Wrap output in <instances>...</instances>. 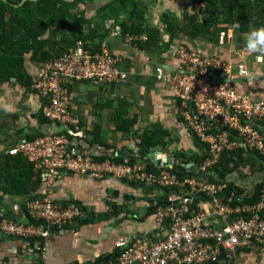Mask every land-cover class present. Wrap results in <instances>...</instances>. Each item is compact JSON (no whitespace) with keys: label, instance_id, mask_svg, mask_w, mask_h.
Listing matches in <instances>:
<instances>
[{"label":"crops","instance_id":"obj_1","mask_svg":"<svg viewBox=\"0 0 264 264\" xmlns=\"http://www.w3.org/2000/svg\"><path fill=\"white\" fill-rule=\"evenodd\" d=\"M154 1L152 10L146 14L148 24L162 32L154 44L142 46L148 40L146 32L124 35L120 19L108 21L105 28L95 30L85 41L91 50L107 48L120 57V69L126 79L115 84L86 82L71 87L70 111L79 119L83 130V136L73 141L81 150L93 152L99 161L140 162L150 171H153L151 165L169 170L183 161L187 163L186 169L195 173L186 177L208 180L204 173H199L208 157L207 147L198 142L185 124L173 87L158 76L188 72L175 50L184 46L229 63L235 90L264 101V58L258 60L257 54L244 48L249 28L264 25V9L261 15L254 16V21L241 25L236 20L235 27H231L232 23L225 26L224 31L229 35L220 44L217 38L212 40L203 34L177 33L172 37L164 28L165 13L169 10L170 15L174 13L183 19L188 2ZM50 34L47 30L38 38L43 41V51L48 48L45 45L48 39H53L48 37ZM67 39L70 40L68 36L56 38L62 44ZM236 52L242 54L241 60L250 73L248 78L236 75L235 66L239 62ZM22 58L18 69L9 67L16 74H10L8 79L0 78V218L30 223L27 202L48 195L55 203L81 207L82 214L72 224L51 229L44 255L38 251V238L24 240L0 235V264H110L117 253L119 238L146 235L156 241L162 237L167 225L158 223L156 218L158 210L167 206L174 193L169 189L141 180L93 178L69 172H61L50 187L35 174L24 156L10 154L23 140L55 130L41 113L48 100L31 88L44 61L35 58L32 49ZM56 131L64 132L59 126ZM242 170L246 174L249 171L245 167ZM234 176L245 194L251 193L255 181L264 179V173L244 180ZM202 200L194 205V212H212L211 202ZM227 260L229 264H264V249L254 243L228 253Z\"/></svg>","mask_w":264,"mask_h":264},{"label":"built area","instance_id":"obj_2","mask_svg":"<svg viewBox=\"0 0 264 264\" xmlns=\"http://www.w3.org/2000/svg\"><path fill=\"white\" fill-rule=\"evenodd\" d=\"M228 35L222 31L218 42L223 44ZM175 50L188 72L160 74L158 78L173 87L185 124L207 147L208 157L200 166L201 172H213L226 151L245 149L264 156V101L238 93L229 81L234 77L231 65L219 57L184 46ZM235 56L239 60L236 75L248 78L250 73L241 60V52ZM121 62L109 49L94 51L81 40L61 56L42 62L31 88L48 100L41 113L55 130L23 140L10 154L24 156L35 174L50 187L61 172H69L93 178L141 180L174 192L167 206L157 212V222L167 225L165 234L156 241L142 236L119 238L110 264H229L228 253L254 243L264 249V184L256 201L230 205V198L223 201L224 184L192 177L182 179L168 169L150 171L140 162L99 161L93 152L75 144L73 139L81 138L83 130L70 111L71 87L86 82L108 85L125 81ZM211 73L223 74L228 81L214 82L209 77ZM255 121L261 122L259 129L255 128ZM56 126L64 132H57ZM197 198L211 202L213 211L195 213L192 205ZM27 212L34 222L1 217L0 233L24 240L38 238V251L44 255L51 229L72 224L82 209L75 204L55 203L48 195L29 200Z\"/></svg>","mask_w":264,"mask_h":264},{"label":"trees","instance_id":"obj_3","mask_svg":"<svg viewBox=\"0 0 264 264\" xmlns=\"http://www.w3.org/2000/svg\"><path fill=\"white\" fill-rule=\"evenodd\" d=\"M22 0H0V78L8 79L10 74H16L10 70L9 67L18 69L21 66L23 55L30 49L34 51L35 58H42L41 61H48L55 57H59L66 52L68 47L74 45L75 41H88L91 34L95 30L106 27V23L112 19H119L125 13L129 21L121 22L122 33L124 35H140L142 33L148 34V40L142 46L152 45L155 40L158 41L161 30L158 27L150 26L147 22L145 11L141 15H137L141 7L134 6L130 9L129 3L131 0H110L96 9L99 19H90L83 13L80 19L77 18V13L73 10L77 5L89 4L88 0H26L21 4ZM198 1V0H197ZM208 10L201 9L204 14L202 19L195 16L184 15V18L177 17L174 13H165L164 28L171 32L172 37L175 34L188 33L192 36L205 35L211 37L212 40L216 38L219 40L221 31L224 27H220V16L222 21L226 24H231L238 21L241 25L254 21L255 17L261 15L264 9V0H208ZM76 15H75V14ZM72 20L80 24L95 23V28L85 33L83 29L80 31H71ZM82 21V22H80ZM65 28L70 40H65L64 44L58 40L50 41V45L43 51V41L38 38L47 30L52 34L56 33V29ZM47 47V46H46ZM42 52V53H41ZM40 54V56H39ZM10 70L8 74H4ZM20 70V69H19ZM4 76V78H3ZM261 122L256 121L254 126L259 129ZM31 139V138H30ZM262 160L257 161L253 156L248 155L245 149H235L223 153L221 160L214 166L212 172L205 173V178L209 181L224 184L223 201L230 205L241 203H250L257 200L259 190L264 184V179H259L254 182L251 193L245 194L242 188L236 184L237 175L239 180H244L251 175H261L264 173V156L258 154ZM20 155V154H19ZM120 161V160H118ZM203 161V160H202ZM201 161V162H202ZM187 163L181 161L175 164L169 170L177 173L179 177L185 178L187 175L195 174L193 171L186 169ZM248 167V173H244L242 168ZM150 169L158 171L156 166L151 165ZM201 198H197L192 205L199 202ZM147 237L146 235H140Z\"/></svg>","mask_w":264,"mask_h":264},{"label":"rangeland","instance_id":"obj_4","mask_svg":"<svg viewBox=\"0 0 264 264\" xmlns=\"http://www.w3.org/2000/svg\"><path fill=\"white\" fill-rule=\"evenodd\" d=\"M108 1H110V0H88L89 4H82V5L78 4L77 7H75V9L73 11L77 13L78 19H80L81 15L83 13H85V16L90 17V19H93V20L97 19L98 20L99 17H98V14L96 13V9H98V7L107 3ZM185 1L188 2V7H187L188 9H186V14L188 16H195V17H198L200 19H202L204 17V14L201 13V9L204 8L205 10H208V5H209L208 0H198V1L197 0H185ZM154 3H155L154 0H131L129 3V7L131 6L130 9H134L135 5H138L139 8L141 7V9H143V10H139L137 15H141L144 11L146 14H149V12L153 8L152 5ZM167 12H169V10ZM219 18H220V22L218 25L220 27H225L228 25V24H226V22L222 21V16H220ZM126 20L129 21V19L127 18V15L124 13L123 16L120 18V22H124ZM80 22H82V21H80ZM235 25H237V21H235V23H232L231 27H235ZM70 27H71V31L77 32V31H80V29H83L85 31V33H88L89 31L94 29L96 26H95L94 22L91 25V24H80V23H77V22L72 20ZM67 32H68V30H66L65 28H58V29H56V33H54V34L51 33L50 35H48V37L53 38L50 41H54V40H56V38L61 39L64 36H70L71 34L67 33ZM209 38H211V37L209 36ZM50 41H49L48 45H47V42L45 45L49 46ZM245 169H248V167H245Z\"/></svg>","mask_w":264,"mask_h":264},{"label":"clouds","instance_id":"obj_5","mask_svg":"<svg viewBox=\"0 0 264 264\" xmlns=\"http://www.w3.org/2000/svg\"><path fill=\"white\" fill-rule=\"evenodd\" d=\"M244 48L257 54L258 60L264 58V25L249 28L244 37Z\"/></svg>","mask_w":264,"mask_h":264},{"label":"water","instance_id":"obj_6","mask_svg":"<svg viewBox=\"0 0 264 264\" xmlns=\"http://www.w3.org/2000/svg\"><path fill=\"white\" fill-rule=\"evenodd\" d=\"M5 1V0H4ZM26 0H22L21 1V4L23 3V2H25ZM209 77L214 81V82H226V81H228V79H227V77H225L223 74H217V73H211V74H209ZM230 82H232L233 80H229ZM247 154L248 155H251V156H253L256 160H260V158H259V156L255 153V152H252V151H250V150H248L247 151ZM200 174L202 173V172H199ZM212 174H216V172H212ZM32 222H34L33 220H31L30 221V223H32ZM40 223V222H39ZM0 235H3V236H5L6 234H3V233H0ZM8 236V235H7Z\"/></svg>","mask_w":264,"mask_h":264}]
</instances>
